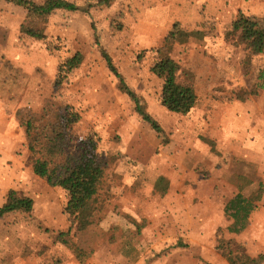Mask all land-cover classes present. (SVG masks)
Listing matches in <instances>:
<instances>
[{"label": "rangeland", "instance_id": "obj_1", "mask_svg": "<svg viewBox=\"0 0 264 264\" xmlns=\"http://www.w3.org/2000/svg\"><path fill=\"white\" fill-rule=\"evenodd\" d=\"M67 1L82 10L38 19L0 0V208L13 192L34 201L32 212L0 219V264H229L220 239L264 264V90L249 96L264 55L249 60L239 42L247 22L264 27V0H225L220 19L192 21L170 18L161 1ZM103 52L164 134L120 92ZM167 58L197 92L187 116L162 105L165 77L152 69ZM53 139L108 167L97 209L76 222L65 215L67 193L33 170L31 146ZM164 169L167 197V179L153 183ZM261 185L250 236L229 235L224 205ZM68 232L80 258L57 239Z\"/></svg>", "mask_w": 264, "mask_h": 264}, {"label": "trees", "instance_id": "obj_2", "mask_svg": "<svg viewBox=\"0 0 264 264\" xmlns=\"http://www.w3.org/2000/svg\"><path fill=\"white\" fill-rule=\"evenodd\" d=\"M8 4L15 5L34 15L38 19L51 16L56 11L78 12L81 7L67 0H45L38 4L31 0H2ZM116 0H98V6L108 7ZM87 12V11H84ZM30 35L37 39L43 37L33 32ZM239 42L246 47L250 60L264 55V27H257L247 22L246 27L240 33ZM103 58L107 63L109 71L119 81V90L126 94L135 104L136 113L157 133L164 134L161 125L142 109L137 95L126 84L122 75L118 72L112 59L103 52ZM81 56L78 54L67 63V74L76 69L81 63ZM155 74H163L164 84L162 90V105L170 112L182 116L189 115L197 106L199 98L194 86L181 80L182 68L173 59L167 58L157 63L152 69ZM257 82L250 90L249 96H257L264 90V67L257 70ZM66 77V76H65ZM64 79V78H62ZM245 98V97H244ZM239 96V100H244ZM246 100V98H245ZM72 121V120H71ZM70 121V122H71ZM75 120L73 123H76ZM27 136L32 133V126L27 124ZM31 151L38 155L34 160L33 170L36 176L45 180L49 186L64 190L68 196V203L65 208V215L68 220L76 222L83 214L93 213L97 209L98 196L101 186L108 174V167L103 160L95 156H75L68 154L62 140L53 139L37 147L31 146ZM160 178L158 183L163 182ZM168 189V187H167ZM167 191V190H166ZM13 192L7 204L0 208V219L15 212H32L34 201L30 198L17 199ZM263 188L260 186L259 193L252 197H245L242 193L232 198L225 207L226 217L232 221L228 227L229 235L239 236L249 227L252 215L258 210V203L261 202ZM63 245L72 249L77 257L82 256L71 239L70 233H60L57 238ZM218 249L229 264H250L252 259L246 253L242 245L219 240Z\"/></svg>", "mask_w": 264, "mask_h": 264}, {"label": "crops", "instance_id": "obj_3", "mask_svg": "<svg viewBox=\"0 0 264 264\" xmlns=\"http://www.w3.org/2000/svg\"><path fill=\"white\" fill-rule=\"evenodd\" d=\"M153 1L155 3L161 1V3L169 4L170 11L169 10L168 11L170 13L168 15L170 16V18L175 19V20H189V21L197 20V19H204V20L216 19V18L220 19L221 12H219V9H217L216 7H219V4L225 5L226 3L225 0H153ZM251 1L253 2L255 0H251ZM164 174H165V169H164V172L160 171L159 174H157L154 177L153 183L155 186L157 181L160 178L167 179L168 189H167V192L165 193V196L167 197L168 195L171 196L173 194V191L169 193V191L172 189L171 186L173 187V182H172L173 178L170 175H164ZM183 188L185 190L188 188V185L186 186V182H184ZM227 204L224 205V210ZM254 214L252 215L250 219L249 227L247 228V230L243 234H240L239 236H235L237 237V239L239 237H241L240 239H242L244 235L250 236V231H252L253 229L252 227L254 224L252 222L254 218ZM242 241L246 242L245 239H243Z\"/></svg>", "mask_w": 264, "mask_h": 264}]
</instances>
